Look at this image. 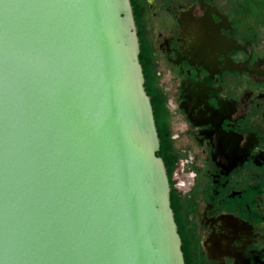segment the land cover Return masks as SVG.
Segmentation results:
<instances>
[{
  "label": "water",
  "instance_id": "obj_1",
  "mask_svg": "<svg viewBox=\"0 0 264 264\" xmlns=\"http://www.w3.org/2000/svg\"><path fill=\"white\" fill-rule=\"evenodd\" d=\"M131 0H0V264H186Z\"/></svg>",
  "mask_w": 264,
  "mask_h": 264
},
{
  "label": "flooded vegetation",
  "instance_id": "obj_2",
  "mask_svg": "<svg viewBox=\"0 0 264 264\" xmlns=\"http://www.w3.org/2000/svg\"><path fill=\"white\" fill-rule=\"evenodd\" d=\"M131 3L186 264H264V40L230 0Z\"/></svg>",
  "mask_w": 264,
  "mask_h": 264
},
{
  "label": "rangeland",
  "instance_id": "obj_3",
  "mask_svg": "<svg viewBox=\"0 0 264 264\" xmlns=\"http://www.w3.org/2000/svg\"><path fill=\"white\" fill-rule=\"evenodd\" d=\"M230 1L233 4L234 12L239 14L237 17L243 29H252V33L256 32L259 38L264 40V0Z\"/></svg>",
  "mask_w": 264,
  "mask_h": 264
},
{
  "label": "built area",
  "instance_id": "obj_4",
  "mask_svg": "<svg viewBox=\"0 0 264 264\" xmlns=\"http://www.w3.org/2000/svg\"><path fill=\"white\" fill-rule=\"evenodd\" d=\"M184 169H185V165H184V162L181 161L178 165H177V168L174 172V179L176 180L177 184H181L183 183V175L185 174L184 173Z\"/></svg>",
  "mask_w": 264,
  "mask_h": 264
}]
</instances>
